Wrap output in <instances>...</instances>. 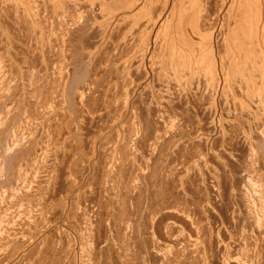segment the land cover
I'll return each mask as SVG.
<instances>
[{
	"label": "bare ground",
	"instance_id": "1",
	"mask_svg": "<svg viewBox=\"0 0 264 264\" xmlns=\"http://www.w3.org/2000/svg\"><path fill=\"white\" fill-rule=\"evenodd\" d=\"M0 188V264H264V0H0Z\"/></svg>",
	"mask_w": 264,
	"mask_h": 264
},
{
	"label": "rangeland",
	"instance_id": "2",
	"mask_svg": "<svg viewBox=\"0 0 264 264\" xmlns=\"http://www.w3.org/2000/svg\"><path fill=\"white\" fill-rule=\"evenodd\" d=\"M138 104H139V103H138ZM145 105H146V104H145ZM141 106H144V105H140V107H141ZM26 108H27V107H26ZM26 108H25V111L22 112V114H25V112H26L27 109H28V108H27V109H26ZM144 108H145V106H144V107H141V109H143V110L145 111ZM28 111H29V110H28ZM145 113H146V112H145ZM28 114H29V113L26 112V115H25L24 117H25V118L28 117ZM146 115H147V114H145V116H146ZM22 117H23V115H22ZM24 117H23V118H24ZM14 130H15V129L13 128L12 131H14ZM12 131H11V132H12ZM105 136H108V133H107ZM149 142H150V143H149ZM151 142H152V141H148V142L146 143V145L148 146L149 144H151ZM148 143H149V144H148ZM149 146H150V145H149ZM238 149H239V150H238V151H239V152H238V156H237V160H238V162H237V160H236V161H235V164L237 165V167H238V166H243V167H244V163L248 160L247 158H249V150H248L249 147H247L246 145L244 146V144H241V143H240V144L238 145ZM245 154H246V155H245ZM241 155H242V156H241ZM244 155H245V156H244ZM140 159H141V161L137 162V161L140 160ZM145 161H146V160H145ZM143 162H144L143 156L140 155V157L136 160L135 163H136V164H138V163H139V164H142ZM167 162H168V161H167ZM236 162H237V163H236ZM239 163H240V164H239ZM241 164H242V165H241ZM259 165H260V164H259ZM259 165H258V166H259ZM259 167H260V166H259ZM85 173H87V174H85ZM85 173H84V175H83V178L81 177V179L79 180V181H81V182H79L78 185H81L82 183H83V184H88V179H89L88 176H89V175H88V172H85ZM255 173H256V172H255ZM2 177H3V176H2ZM62 178H66V176H65V175H62L61 179H62ZM87 178H88V179H87ZM3 179H5V177H4ZM83 179H84V180H83ZM62 180H63V179H62ZM60 182H61V185H59V186H60V189H62V186H63V187L65 188L64 190H65V191L67 190V191L69 192L67 186H66V185L64 186V184H66L65 181H64V180H63V181L60 180ZM84 182H85V183H84ZM62 183H63V185H62ZM108 183H109L110 185L114 186V185H113V182H111L110 180H107L106 187H108V186H107V185H109ZM110 185H109V188L111 187ZM87 188H88V186H87ZM0 189H1V188H0ZM60 189L58 188V193L61 194V193L63 192L61 195H63V194L65 195V197H66V199H67L66 201H68V204H69L70 201H71L70 203H76V202H77V199H75V196L72 195L73 193H67V191L64 192L63 190H60ZM2 190H3V188H2ZM89 190H90V189H89ZM110 192H111V191H110ZM68 194H70V195H68ZM89 194H90V193L88 192V193H87V196H89L88 200H89V201H94V202H96V200H97V198H98V194H96V197H93L92 195H89ZM106 194H107V195H106ZM66 195H67V196H66ZM102 195L104 196V194H102ZM108 195H109V194L105 192V196H104V197H106V196H108ZM123 195H124V190L122 191V196H123ZM69 196H70V197H69ZM91 196H92V197H91ZM135 196H137V194H136ZM73 197H74V198H73ZM68 198H69V199H68ZM123 198H124V197H123ZM92 199H93V200H92ZM121 199H122V198H121ZM136 199H137V200H136ZM138 199H139V198H135V200H133V201H128V200H127V201H126V202H127L126 204H127L128 206H129L130 204H131L132 206H135L137 203H139V202H138ZM75 201H76V202H75ZM121 201H122V200H121ZM142 201H143V200H142ZM128 202H130V203H128ZM140 202H141V200H140ZM144 202H145V200L143 201V203H144ZM134 203H135V205H134ZM133 210H134V209H132L133 216H134V215H135V211H133ZM175 217H177V216H172L171 218H173V219H174L175 221H177L178 223H180V224H182V225H185V226H186V230H187L188 232H190V233H193L192 229H191L187 224H185V223H187V222H186L184 219H182V218H178V217L175 218ZM189 229H190V230H189ZM160 239L162 240V238H160ZM130 245H131V243H130ZM251 249L253 250V248H251ZM251 249H250V250H251ZM240 252H241V251L238 250V251H236L235 254H237V256H239V257L241 258V260H243L244 257H243V255H242V252H241V253H240ZM239 253H240L242 256L239 255ZM251 253H252V251H251ZM235 256H236V255H235ZM239 257H237V258H239ZM191 258H192V259H191ZM240 258H239V259H240ZM115 259H116V258H114V260H115ZM188 259H189L188 261H189L190 264H200V263L203 264L202 259H199V258H198V259H197L198 262H197V260H195L196 257L193 258L192 256H189ZM193 259H194V260H193ZM190 260H191V261H190ZM199 260H200L201 262H200ZM118 261H119V262H118ZM118 261H117V259L115 260L116 263L121 264V263H120V260H118ZM199 262H200V263H199ZM132 263H133V261H132ZM134 263H135V262H134Z\"/></svg>",
	"mask_w": 264,
	"mask_h": 264
}]
</instances>
